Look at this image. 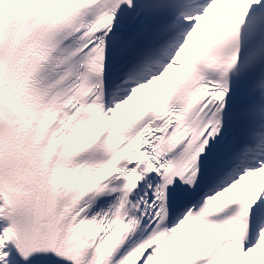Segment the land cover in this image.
<instances>
[{
  "label": "snow or ice",
  "instance_id": "obj_1",
  "mask_svg": "<svg viewBox=\"0 0 264 264\" xmlns=\"http://www.w3.org/2000/svg\"><path fill=\"white\" fill-rule=\"evenodd\" d=\"M0 264H264V0H0Z\"/></svg>",
  "mask_w": 264,
  "mask_h": 264
},
{
  "label": "bare ground",
  "instance_id": "obj_2",
  "mask_svg": "<svg viewBox=\"0 0 264 264\" xmlns=\"http://www.w3.org/2000/svg\"><path fill=\"white\" fill-rule=\"evenodd\" d=\"M216 10L220 12V15H221V16H223V15L225 14L226 11L230 13L231 8H230L229 5L224 4V5L221 6V8H218V9H216ZM216 21H217V20L209 19V20H207V21H202V22H201V25H202V26H203V25H209V24H211V23H213V22H216Z\"/></svg>",
  "mask_w": 264,
  "mask_h": 264
}]
</instances>
